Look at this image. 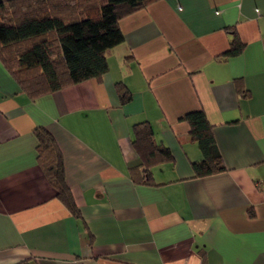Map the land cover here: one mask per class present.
Returning <instances> with one entry per match:
<instances>
[{
    "label": "crops",
    "instance_id": "1",
    "mask_svg": "<svg viewBox=\"0 0 264 264\" xmlns=\"http://www.w3.org/2000/svg\"><path fill=\"white\" fill-rule=\"evenodd\" d=\"M119 27L99 78L35 97L0 58V264H264V0H156ZM233 31L244 47L227 55ZM195 109L222 171L194 175L202 154L179 117ZM141 121L171 151L150 178ZM36 127L78 215L39 164Z\"/></svg>",
    "mask_w": 264,
    "mask_h": 264
},
{
    "label": "trees",
    "instance_id": "2",
    "mask_svg": "<svg viewBox=\"0 0 264 264\" xmlns=\"http://www.w3.org/2000/svg\"><path fill=\"white\" fill-rule=\"evenodd\" d=\"M156 0H0V58L21 88L30 96L61 89L107 71L106 51L123 40L119 20ZM244 45L235 31L227 55L239 54ZM121 101L130 91L117 83ZM188 123L189 134L201 151L192 162L195 176L224 170L215 144L213 127L202 109L179 117ZM37 157L59 201L74 215L78 207L65 181L61 152L44 127H36ZM132 145L150 178V166L169 160L170 149L157 144L151 125L133 127ZM13 264H29L20 260Z\"/></svg>",
    "mask_w": 264,
    "mask_h": 264
}]
</instances>
